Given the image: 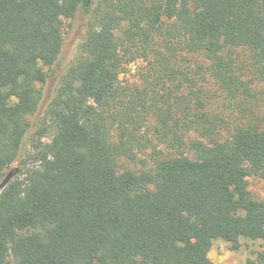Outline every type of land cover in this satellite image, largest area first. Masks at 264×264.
<instances>
[{"label":"trees","instance_id":"16d2710c","mask_svg":"<svg viewBox=\"0 0 264 264\" xmlns=\"http://www.w3.org/2000/svg\"><path fill=\"white\" fill-rule=\"evenodd\" d=\"M79 13L77 57L42 110ZM208 81L231 99L264 87V0H0V264H214L217 239L264 242L248 183L264 180V128L217 136Z\"/></svg>","mask_w":264,"mask_h":264},{"label":"rangeland","instance_id":"374dc122","mask_svg":"<svg viewBox=\"0 0 264 264\" xmlns=\"http://www.w3.org/2000/svg\"><path fill=\"white\" fill-rule=\"evenodd\" d=\"M88 18L82 13L73 19L65 20V37L67 39L66 48L60 64L50 68V77L47 85L44 87V105L42 110L47 105L48 101L52 98L56 85L59 83L60 76L65 72L69 65L76 59L80 39L84 37L85 29L87 26ZM236 64L241 69L242 78L246 81L253 79L251 73V54L247 50H237L235 53ZM190 61H184L186 69L195 70L197 62L201 59L198 57L189 56ZM147 63L138 60L129 66L128 73L124 76V80L130 83H137L136 81L141 78L142 72L147 69ZM239 71V73H240ZM251 96L241 95L237 99L229 98L226 93L219 90L218 86L209 81L203 85L204 97L208 109L212 115H218L225 118L228 122V127L222 129L217 136L222 140L230 136V133L240 123L252 122L264 128V87L261 84L252 83ZM39 115L31 116L28 118L29 132L34 133L39 126ZM197 138L195 133L191 134V138ZM51 137L46 139V142ZM121 168L130 167L139 169L140 164L130 163L127 160H122ZM15 169V168H14ZM12 170L7 171L6 179L12 174ZM12 176V175H11ZM249 188L256 200L264 202V180L259 177L249 178ZM264 246L262 241H253L247 238H241L237 243H228L222 239H217L214 242L213 249L210 253V258L214 264H243L246 260L260 250ZM13 257L9 258V264H13Z\"/></svg>","mask_w":264,"mask_h":264}]
</instances>
